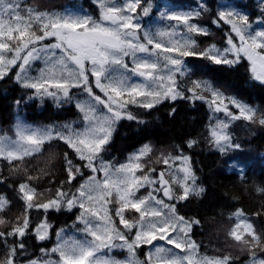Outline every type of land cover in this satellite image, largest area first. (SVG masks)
Masks as SVG:
<instances>
[{"label":"snow or ice","instance_id":"obj_1","mask_svg":"<svg viewBox=\"0 0 264 264\" xmlns=\"http://www.w3.org/2000/svg\"><path fill=\"white\" fill-rule=\"evenodd\" d=\"M94 3L99 8L98 18L83 8L73 10L65 6L62 12H41L22 7L20 0H0V79L18 68L16 82L24 89L33 90L28 99L47 96L58 106L75 102L82 115L81 125L40 127H32L18 118L15 139L0 135V159L8 160L12 170L19 172L20 168L13 162H23L26 157L40 153L46 144L58 141L84 162L76 164L68 152L64 153L69 184L83 176L84 169L91 172L77 189L78 195L61 188L54 198L44 203L35 202L43 194L31 186V181L38 177L29 176L19 184L17 191L25 204L24 216L22 220L18 217L14 225L0 216V225L11 226L10 230L0 231V246L7 249L0 264H17L18 257L25 255L23 238L30 231L38 241L50 239L51 225L47 220L31 228L29 213L33 208L47 213L60 211L65 206L69 211L76 206L81 209L77 221L83 224L80 230L83 238H66L62 228L56 233L54 247L40 249L44 258H30L28 264H141L133 259L135 249L141 245L154 248L143 264H233L230 255L199 258L196 255L199 245L192 240L191 233L201 221L186 219L177 213L176 204L205 192L189 156L182 150L178 156L162 154L159 162L165 169L157 174L155 167L146 168L144 164L143 158L152 152L149 144L118 166L106 161L104 153L111 145L119 121L135 120L147 125L129 110V105L151 110L166 100L178 99L205 100L213 112H225L229 121L209 125V142L221 154L238 150L240 145L233 142L228 132L229 123L241 118L255 123L258 109L234 97H225L209 80L192 79V87L185 89L178 77L191 79L205 72L204 66L189 63V57L232 67L243 56L250 62L251 78L264 85V27H253L254 22L240 0H219L214 13L208 0H197L195 6L187 8L161 3L144 6L143 0H125L122 5L113 0H94ZM154 13L159 14L157 26L146 27ZM205 14L213 16L211 23L217 28L229 26L225 47L213 43L200 49L196 38L211 34L209 27L200 22ZM255 23L264 25V18ZM49 39L54 42L48 43ZM35 62H42L44 66L33 77L29 73ZM74 89L85 93L87 99L81 100ZM203 93H210L211 99ZM22 101L23 97L16 101L17 107ZM100 106L106 113L101 112ZM231 107L238 109V114ZM175 111L173 108L169 114ZM259 123L264 125V115ZM187 143L191 148L196 141ZM239 159L241 163L229 166L234 171L239 168L243 178L244 166L249 161ZM177 160L181 164L173 170ZM146 188L150 189L147 195H140L141 189ZM257 191L264 194V187H258ZM8 204L7 197L0 195V213ZM113 204L118 205L115 217L127 231L116 225L111 212ZM128 211H134L139 218L130 221L126 217ZM233 219L235 223L228 237L242 246V250L250 252V264H264V258L257 256V250L264 251V233H257L253 222L240 209L230 214L229 220ZM133 230L135 234L130 238ZM156 241H164L165 245L154 244ZM114 248L127 249L129 259L100 257L102 250Z\"/></svg>","mask_w":264,"mask_h":264},{"label":"trees","instance_id":"obj_2","mask_svg":"<svg viewBox=\"0 0 264 264\" xmlns=\"http://www.w3.org/2000/svg\"><path fill=\"white\" fill-rule=\"evenodd\" d=\"M20 2L24 8L31 7L41 12H59L65 6H69L76 9L83 8L96 18L100 14L94 0H20ZM208 2L214 13L219 0H208ZM240 2L245 5L250 20L254 22L253 25H258L255 22L264 18V11H262L264 3H261V0H240ZM143 3L144 6L148 3L179 4L187 8L195 6L197 0H143ZM157 14L154 13L153 19ZM212 19L213 16L208 14L201 18L200 22L209 27L211 34L196 38L200 49L213 43L220 48L226 46L225 33L230 30L229 26L222 25L217 28L211 23ZM53 40L49 39L47 42L50 43ZM237 43H239L238 40ZM187 60L189 63L204 66L206 70L204 73H197L191 79L178 77L185 89L192 87V79H206L226 95L235 96L258 109L255 123L243 118L229 123L228 132L233 142L239 144L240 148L230 149L227 154H221L209 142V125H214L216 114L209 104L205 100L178 99L174 102L166 100L151 110L129 105V110L140 120L146 121L147 125L139 124L135 120L119 121L111 145L104 153V159L116 164L123 163L143 145L149 144L152 152L143 158L144 164L146 168L155 167L158 171L165 169V165L159 162L162 154L178 156L182 150L184 155L190 157L198 183L205 189L203 195L191 196L188 200L176 204L179 215L186 219L196 218L201 221L199 225L194 226L191 233L192 240L199 245L198 253L210 257L230 255L233 264H250V252L247 249L242 250V246L228 237V232L235 223L234 219L229 220V216L240 209L253 222L257 233H264V194L257 191L258 187H264V125L259 123V118L264 115V85L251 78L250 62L243 56L241 62L232 67L214 65L204 59L189 57ZM38 65L40 66V63ZM17 71H19L18 68H13L6 77L0 79L1 133L13 135V123L18 117L38 126L82 124V115L74 102L72 105L58 106L55 100L47 96L28 99L33 94V90L24 89L16 82ZM94 90L98 92L97 89ZM75 91L80 90L74 89L73 92ZM203 94L209 99L210 93ZM186 95L191 93L186 92ZM22 97L23 101L17 107L16 101L21 100ZM173 108L176 111L170 115ZM189 140L196 141L191 148L188 147ZM65 152L70 154L74 163H84L71 149L58 141L46 144L40 153L26 157L23 162H13L20 168L19 172L12 170V164L8 160L0 159V179L4 181L0 183V195L6 196L9 201L0 216L10 221L12 225L17 222L18 217L23 219L25 204L19 198L17 190L19 184L26 182L29 176L38 177L31 181V186L37 193L43 194L35 200L36 203H44L54 198L57 189L61 188L69 194H77L80 184L91 172L84 169V175L69 184L65 169ZM230 157L237 159L230 161ZM241 157L249 161L244 166L243 178L239 174V168L234 171L229 166L231 163H241L239 159ZM143 194L140 193V195ZM171 203L175 202L171 201ZM115 207L118 205L111 206L114 221L121 230L127 231L119 223V218L115 217ZM77 209L78 206L69 211L65 206L60 211L49 210L45 213L43 209L33 208L29 213L31 228L35 229L39 221L47 220L51 225L50 239L38 241L34 232L30 231L23 238L26 247L25 255L18 257L17 264H27L30 258H44L40 249L54 247L57 243L56 233L62 228L65 232L72 231L76 235H82L80 230L83 224L77 221L80 214ZM126 217L130 221L139 218L134 211L126 212ZM10 227V225H0V231L10 230ZM134 234L135 230L130 234V238ZM11 241L10 237L9 242ZM149 247L150 245H141L135 249V255L141 264L147 259ZM6 252L7 249L0 246V258H3ZM257 256L264 258V251L257 250Z\"/></svg>","mask_w":264,"mask_h":264},{"label":"rangeland","instance_id":"obj_3","mask_svg":"<svg viewBox=\"0 0 264 264\" xmlns=\"http://www.w3.org/2000/svg\"><path fill=\"white\" fill-rule=\"evenodd\" d=\"M113 2L114 3H116V4H118V5H122L124 2H125V0H121V1H118V0H113ZM69 7V6H68ZM71 8V7H70ZM73 10H77L76 8H72ZM64 10V9H63ZM63 10H61V11H59V12H62ZM90 14V13H89ZM92 15V14H91ZM159 14H157L155 17H154V19H153V21L152 22H150L148 25H146V27L147 26H150V27H153V28H155L156 26H157V24H158V21H157V19H156V17L158 16ZM253 27L254 28H256V29H259V28H261V27H264L263 25H253ZM52 42H54V40L52 41ZM51 43V42H50ZM38 63H40V66L38 65ZM44 65H43V63L42 62H35L34 63V65H33V68L30 70V75L31 76H33V77H35V76H37L38 74H39V69L40 68H42ZM33 69H37V70H33ZM214 86V85H213ZM215 88H217V89H219L217 86H214ZM98 90V89H97ZM220 90V89H219ZM223 94H224V96L225 97H234V98H236L235 96H232V95H226L222 90H220ZM75 94H77V95H79V97H80V99L81 100H86L87 99V96H86V94L85 93H82L81 91H75L74 92ZM97 94H99V95H103L102 93H100L99 92V90H98V92H97ZM211 99V95H210V97H209V100ZM237 100H239V101H241L240 99H238V98H236ZM242 103H245V102H243V101H241ZM75 103V102H74ZM245 104H247V103H245ZM249 105V104H248ZM249 106H251V105H249ZM252 107V106H251ZM254 108V107H253ZM100 109H101V112L102 113H106V110L105 109H103L102 108V106H100ZM230 110L232 111V112H234V113H236V114H238V109H236L235 107H231L230 108ZM216 114H215V116H214V124H216L218 121H229V119L230 118H228L227 116H226V114H225V112H223V111H221V112H215ZM18 119V118H17ZM17 119H16V121L13 123V127L15 126V124H16V122H17ZM21 121H23L24 123H26V124H28V125H31L32 127H40V126H38V125H36V124H34V123H30V122H26V121H24L22 118H19ZM232 121V120H231ZM230 121V122H231ZM13 135H8L9 137H11L12 139H15V131L13 130ZM4 133H1V131H0V135H3ZM136 152H138V151H136ZM135 152V153H136ZM107 161V160H106ZM128 161V160H127ZM127 161H125V162H123V163H126ZM180 161L179 162H174V165H175V167L173 168V170H175V168H178L179 166H180ZM119 164H122V163H119ZM119 164H117V166L119 165ZM159 171H161V170H158L157 171V174L159 173ZM91 174H89L88 176H90ZM87 176V177H88ZM86 177V178H87ZM85 178V179H86ZM148 189V188H147ZM141 189V191H140V193L142 192V193H144L143 195H147V192L150 190V189ZM146 191V192H145ZM77 195H78V193H77ZM171 203V202H170ZM77 211L80 213L81 212V209L79 208V206H78V209H77ZM80 215V214H79ZM113 215V214H112ZM66 233V238L67 237H75V238H77V239H80V238H83V233H82V235H76V233H72V231H70V232H65ZM179 235L182 237L183 236V233H179ZM117 243H119V242H117ZM154 244H157V245H165V242L164 241H156V242H154ZM167 247H171L170 245H167ZM150 251H154V248L150 245V247H149V252ZM174 251L175 252H177V253H179L180 255H184V253H182L179 249H174ZM100 255V257L103 259V258H114V259H117V260H119V261H126V260H128L129 259V256H130V254H129V252L127 251V249H121V248H114V249H111V250H108V249H104V250H102L101 251V253L99 254ZM196 255L199 257V258H204V257H207V258H217V257H219V256H214V257H210V256H203L202 254H200V253H196ZM52 259H58V257L57 256H52L51 257ZM133 259H135V260H137V261H139V259L136 257V255H135V257L133 258ZM28 264V263H27Z\"/></svg>","mask_w":264,"mask_h":264}]
</instances>
